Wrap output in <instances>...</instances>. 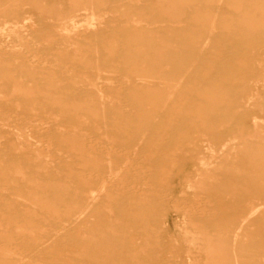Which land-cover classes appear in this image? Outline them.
Returning <instances> with one entry per match:
<instances>
[{"label": "rangeland", "instance_id": "374dc122", "mask_svg": "<svg viewBox=\"0 0 264 264\" xmlns=\"http://www.w3.org/2000/svg\"><path fill=\"white\" fill-rule=\"evenodd\" d=\"M0 264H264V0H0Z\"/></svg>", "mask_w": 264, "mask_h": 264}, {"label": "bare ground", "instance_id": "6f19581e", "mask_svg": "<svg viewBox=\"0 0 264 264\" xmlns=\"http://www.w3.org/2000/svg\"><path fill=\"white\" fill-rule=\"evenodd\" d=\"M134 25V24H133ZM5 39V38H4ZM25 41V40H24ZM20 43V42H19ZM21 53V52H20ZM22 55V54H21ZM33 56V55H32ZM33 59V58H32ZM48 60V59H47ZM39 62V61H38ZM256 81V80H255ZM251 84V83H250ZM114 100V99H113ZM17 118V117H16ZM26 122V121H25ZM8 123V122H7ZM10 123V122H9ZM6 124V123H5ZM15 124V123H14ZM25 124V123H24ZM17 126V125H16ZM31 127V126H30ZM40 127V126H39ZM75 135V134H74ZM85 141V140H84ZM42 144V143H41ZM50 147V146H49ZM84 147V146H83ZM91 147V146H90ZM43 148V147H42ZM94 149H95V147H94ZM117 152V151H116ZM126 156V155H125ZM51 159V158H50ZM52 161V160H51ZM129 163V162H128ZM77 172V171H76ZM81 176V175H80ZM104 181V180H103ZM110 182V181H109ZM128 186V185H127ZM126 187V186H125ZM143 190V189H142ZM141 193V192H140ZM159 197V196H158ZM88 205V204H87ZM87 205H86V207H87ZM83 210V209H82ZM146 224H148V222L146 223ZM11 237V236H10ZM10 243V242H9ZM6 244H7V242H6Z\"/></svg>", "mask_w": 264, "mask_h": 264}]
</instances>
